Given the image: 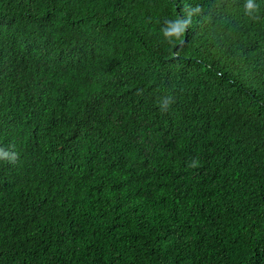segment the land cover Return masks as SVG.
Instances as JSON below:
<instances>
[{"label": "trees", "instance_id": "16d2710c", "mask_svg": "<svg viewBox=\"0 0 264 264\" xmlns=\"http://www.w3.org/2000/svg\"><path fill=\"white\" fill-rule=\"evenodd\" d=\"M0 264H264V0H0Z\"/></svg>", "mask_w": 264, "mask_h": 264}]
</instances>
